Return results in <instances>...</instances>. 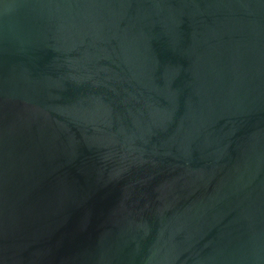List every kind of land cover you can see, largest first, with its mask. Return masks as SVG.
<instances>
[{"label": "water", "instance_id": "1", "mask_svg": "<svg viewBox=\"0 0 264 264\" xmlns=\"http://www.w3.org/2000/svg\"><path fill=\"white\" fill-rule=\"evenodd\" d=\"M0 264H264V0H0Z\"/></svg>", "mask_w": 264, "mask_h": 264}]
</instances>
